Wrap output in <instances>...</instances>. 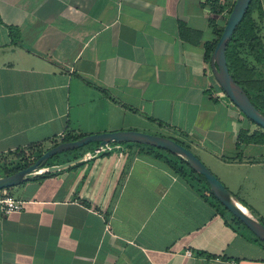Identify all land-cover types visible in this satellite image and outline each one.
Segmentation results:
<instances>
[{"label":"crops","instance_id":"crops-1","mask_svg":"<svg viewBox=\"0 0 264 264\" xmlns=\"http://www.w3.org/2000/svg\"><path fill=\"white\" fill-rule=\"evenodd\" d=\"M232 5L0 0V158L61 137L163 136L264 223V143L240 142L264 130L222 94L206 60L213 21L225 26ZM122 146V157L89 161L99 144L63 153L48 166L76 162L0 191L23 202L0 213V264H264V245L166 153Z\"/></svg>","mask_w":264,"mask_h":264},{"label":"water","instance_id":"water-1","mask_svg":"<svg viewBox=\"0 0 264 264\" xmlns=\"http://www.w3.org/2000/svg\"><path fill=\"white\" fill-rule=\"evenodd\" d=\"M252 1L253 0H237L235 2L227 19L222 36L211 56L210 65L216 82L229 100L245 115L247 119L264 130V114L253 104L245 90L233 78L226 58L228 45L238 26L244 19ZM94 143L99 144V147L108 144L145 145L167 151L176 157H179L198 175L205 178L210 191L216 200L223 205L233 217L240 221L249 232H251L257 239L264 242V224L252 214L245 213L238 207V205L241 204H239L237 199L190 149L173 139L138 131H119L88 135L76 141L56 144L38 158L33 165L0 178V191L11 189L30 180L36 179L37 177L57 172L61 168L69 166L76 161L62 166H48L47 164L49 160L55 156L75 151ZM80 161H82V159H80Z\"/></svg>","mask_w":264,"mask_h":264},{"label":"trees","instance_id":"trees-1","mask_svg":"<svg viewBox=\"0 0 264 264\" xmlns=\"http://www.w3.org/2000/svg\"><path fill=\"white\" fill-rule=\"evenodd\" d=\"M234 4L230 8L231 13ZM216 13L219 14L215 8ZM257 13V16L255 14ZM264 24V13L261 7L260 0H253L244 19L238 26L235 34L233 35L227 49L226 58L228 67L231 75L236 80V82L245 90L253 104L264 114L259 105H257L253 98L258 99L260 103H264V78L256 67H251L247 61V58H252L257 64L264 63V40L261 36L262 25ZM213 26L215 27V33L217 35V41L213 44L206 45V60L208 63L211 61V56L215 50V47L222 36L225 26L218 27L217 23L213 21ZM247 57V58H246ZM260 76H259V74ZM77 139L73 138H63L62 142H71ZM178 142V141H177ZM240 142L242 143H264V134L257 133L253 136H248L243 133L240 135ZM180 143V142H178ZM153 150H159L168 156L167 161L169 165L180 175L186 177L191 182H196V184L206 190L209 195L216 199L205 180L201 175H198L194 170H192L186 163L176 157L175 155L150 146L142 145ZM240 146V145H239ZM189 149V148H188ZM21 169H16L14 171L8 172L6 175H11L18 172ZM48 175V174H46ZM206 197V195H203ZM217 203L223 207L218 201ZM224 208V207H223ZM225 209V208H224ZM235 220L243 226V224ZM245 228V227H244ZM251 233V232H250ZM252 234V233H251ZM253 235V234H252ZM264 245L260 240H256Z\"/></svg>","mask_w":264,"mask_h":264},{"label":"rangeland","instance_id":"rangeland-1","mask_svg":"<svg viewBox=\"0 0 264 264\" xmlns=\"http://www.w3.org/2000/svg\"><path fill=\"white\" fill-rule=\"evenodd\" d=\"M247 61L251 67H256L258 69V72H260L261 75L263 76L262 78H264V63L261 65L257 64L250 57L247 58ZM259 76H260V74H259ZM253 101L257 105H259L261 108H263L262 110L264 111V103L263 104L260 103L259 100L258 99L256 100L255 98H253ZM178 142H180V144H182V145H185L181 141H178ZM53 146H55V145H53ZM185 146H187V145H185ZM48 148H50V147L37 146V147L28 148V149H25L22 151H18V152L13 153V154H9L5 157H1L0 158V175L7 174L8 172L14 171L16 169H24V168H27V167L33 165L37 161L38 158H40L46 151H48ZM187 148H188V146H187ZM54 162H55V159L53 160V158H52L49 160L47 165L54 163ZM239 204H241V203L239 202ZM242 206L245 209H247V211L250 214H252L246 206H244V205H242Z\"/></svg>","mask_w":264,"mask_h":264},{"label":"built area","instance_id":"built-area-1","mask_svg":"<svg viewBox=\"0 0 264 264\" xmlns=\"http://www.w3.org/2000/svg\"><path fill=\"white\" fill-rule=\"evenodd\" d=\"M221 1L225 3V0H221ZM228 1L230 2L231 0H228ZM236 1L237 0H232L233 4H235ZM229 15L230 13L226 14L227 17H229ZM222 94L225 95L224 92H222ZM62 140H63V137H61V140L59 142H62ZM123 152L124 150H123L122 144H108V145L100 146L98 149L94 151V153L84 156L82 161H89L98 156L111 154V153H117L120 157H122ZM22 209H23V202L13 198L9 194L5 193L2 196V198H0V213L1 214L9 215L12 213L20 212ZM188 255L191 256L192 253L188 252Z\"/></svg>","mask_w":264,"mask_h":264},{"label":"bare ground","instance_id":"bare-ground-1","mask_svg":"<svg viewBox=\"0 0 264 264\" xmlns=\"http://www.w3.org/2000/svg\"><path fill=\"white\" fill-rule=\"evenodd\" d=\"M238 207H239L242 211H244L245 213H248V214H249V212L247 211V209H245V208L242 207L241 205H238Z\"/></svg>","mask_w":264,"mask_h":264}]
</instances>
